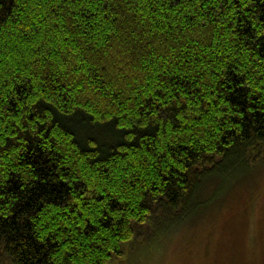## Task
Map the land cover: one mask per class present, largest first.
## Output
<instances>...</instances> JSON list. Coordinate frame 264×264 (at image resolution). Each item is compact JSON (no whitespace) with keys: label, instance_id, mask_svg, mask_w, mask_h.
Listing matches in <instances>:
<instances>
[{"label":"trees","instance_id":"obj_1","mask_svg":"<svg viewBox=\"0 0 264 264\" xmlns=\"http://www.w3.org/2000/svg\"><path fill=\"white\" fill-rule=\"evenodd\" d=\"M263 147L264 0H0V264H112Z\"/></svg>","mask_w":264,"mask_h":264},{"label":"rangeland","instance_id":"obj_2","mask_svg":"<svg viewBox=\"0 0 264 264\" xmlns=\"http://www.w3.org/2000/svg\"><path fill=\"white\" fill-rule=\"evenodd\" d=\"M242 172L219 197L221 183L210 184L206 195L215 197L207 210L172 232L157 229L136 239L112 264H264V147Z\"/></svg>","mask_w":264,"mask_h":264}]
</instances>
